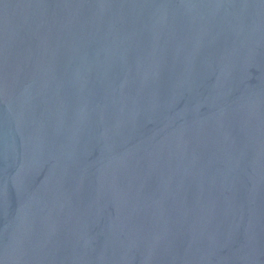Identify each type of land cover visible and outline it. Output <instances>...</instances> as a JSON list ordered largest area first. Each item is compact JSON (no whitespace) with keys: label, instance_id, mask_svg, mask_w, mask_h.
<instances>
[{"label":"water","instance_id":"water-1","mask_svg":"<svg viewBox=\"0 0 264 264\" xmlns=\"http://www.w3.org/2000/svg\"><path fill=\"white\" fill-rule=\"evenodd\" d=\"M0 264H264V0H0Z\"/></svg>","mask_w":264,"mask_h":264}]
</instances>
